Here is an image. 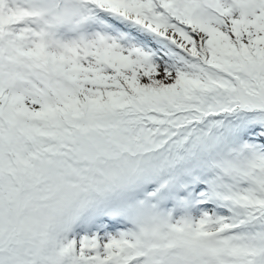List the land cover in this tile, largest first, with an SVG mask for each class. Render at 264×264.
<instances>
[{"label":"snow or ice","instance_id":"6c2138e0","mask_svg":"<svg viewBox=\"0 0 264 264\" xmlns=\"http://www.w3.org/2000/svg\"><path fill=\"white\" fill-rule=\"evenodd\" d=\"M0 264H264V0H0Z\"/></svg>","mask_w":264,"mask_h":264}]
</instances>
